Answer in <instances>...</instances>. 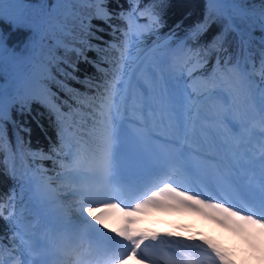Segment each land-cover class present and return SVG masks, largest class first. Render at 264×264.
<instances>
[{
    "label": "snow or ice",
    "instance_id": "6c2138e0",
    "mask_svg": "<svg viewBox=\"0 0 264 264\" xmlns=\"http://www.w3.org/2000/svg\"><path fill=\"white\" fill-rule=\"evenodd\" d=\"M127 2L0 0V155L15 182L0 200V264H235L211 240L135 228L152 210L264 234V0H206L182 35L179 23L161 32V5ZM77 3L92 9L78 31L67 26ZM210 21L208 70L194 46ZM17 117L48 151L25 150L33 128Z\"/></svg>",
    "mask_w": 264,
    "mask_h": 264
},
{
    "label": "trees",
    "instance_id": "16d2710c",
    "mask_svg": "<svg viewBox=\"0 0 264 264\" xmlns=\"http://www.w3.org/2000/svg\"><path fill=\"white\" fill-rule=\"evenodd\" d=\"M117 2L124 5L125 9L128 7L127 0H107L108 6L110 10H116ZM248 2L258 9L262 0H248ZM142 5L146 4H158L162 6V15L165 21V27L161 30L162 33H167L170 29H174L177 23L180 24V28L178 29L179 33L182 35L192 26L201 23L206 14V0H141ZM92 9L89 8L86 4L77 3L75 12L77 15L75 17L69 16L67 20V26L69 28L76 27L78 31L79 21L81 19L86 18ZM94 24H99V21H93ZM105 33L104 39L111 40L112 37L108 35L107 26H105ZM220 30V25L216 22L210 21V27L208 31L201 37L199 44L195 45L194 47L200 51L202 59L207 61V69L210 70L211 67L215 64L217 59V53L214 51H209V45H211L213 37L217 34ZM255 50L259 52V37L260 33L257 30L255 32ZM155 39V37H149V39ZM14 39L20 40L22 39L21 35L14 37ZM152 42V41H151ZM99 43V42H97ZM151 44V43H150ZM230 52H235V44L232 43L229 46ZM88 55L90 57H95V53L89 52ZM258 61V55H257ZM81 75L85 73H95V69L92 68L90 65L81 64ZM74 87H81L80 85H73ZM83 90V89H81ZM53 91H56V88L53 87ZM63 96V93H61ZM34 112H41L44 115L41 117L42 122L45 125V129L47 130V134L52 136L53 141L55 140V130L54 125L49 122V118L45 110L36 102L32 105ZM15 115V113H14ZM17 119L21 120L22 123L30 124L33 128L32 136H31V143L25 144L24 148L27 150L31 148V150L43 149L44 151H48L49 142L46 139L45 135L41 133V130L36 128L35 123L31 121L30 118H20ZM9 138L12 139V127L9 125ZM27 140L28 138L25 137ZM3 155H0V200L7 201L9 194L11 193L12 189L15 186V182L6 175V168L3 163ZM25 163L27 161H24ZM44 167L48 169H52V162L51 161H44ZM20 169L18 168V172ZM49 174H52L51 172ZM20 203L17 202V206L19 207ZM6 234L9 233V228L6 222L3 219H0V237H5ZM4 243L7 244V239L4 240Z\"/></svg>",
    "mask_w": 264,
    "mask_h": 264
},
{
    "label": "rangeland",
    "instance_id": "374dc122",
    "mask_svg": "<svg viewBox=\"0 0 264 264\" xmlns=\"http://www.w3.org/2000/svg\"><path fill=\"white\" fill-rule=\"evenodd\" d=\"M152 38L148 40L151 45ZM22 205L16 208L17 213ZM27 213V209H23ZM143 222L153 221L154 228L171 226L177 232L187 233L181 237L208 239L232 254L235 264H264V234L256 229L241 232L232 226H223L215 220L190 211H148ZM135 264V262H130Z\"/></svg>",
    "mask_w": 264,
    "mask_h": 264
},
{
    "label": "bare ground",
    "instance_id": "6f19581e",
    "mask_svg": "<svg viewBox=\"0 0 264 264\" xmlns=\"http://www.w3.org/2000/svg\"><path fill=\"white\" fill-rule=\"evenodd\" d=\"M142 217L139 218V222L134 225L135 228L139 229V230H143L146 232H155V233H161L163 234H167V233H171L174 236L178 235L181 237V235H186L187 233H183V232H177L175 231L171 226H162V227H158V228H154L153 226V221H149V222H143L141 220Z\"/></svg>",
    "mask_w": 264,
    "mask_h": 264
}]
</instances>
